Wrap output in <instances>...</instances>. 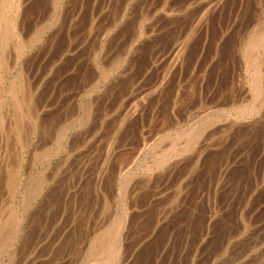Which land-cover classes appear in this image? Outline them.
I'll return each mask as SVG.
<instances>
[{"label": "rangeland", "instance_id": "obj_1", "mask_svg": "<svg viewBox=\"0 0 264 264\" xmlns=\"http://www.w3.org/2000/svg\"><path fill=\"white\" fill-rule=\"evenodd\" d=\"M16 3L0 264H264V0Z\"/></svg>", "mask_w": 264, "mask_h": 264}, {"label": "bare ground", "instance_id": "obj_2", "mask_svg": "<svg viewBox=\"0 0 264 264\" xmlns=\"http://www.w3.org/2000/svg\"><path fill=\"white\" fill-rule=\"evenodd\" d=\"M15 1H16V0H15ZM19 4H20V3H19V0H17V3H16V5H15V7H14V8H16V13H15V17L13 16L14 18L11 19V27H12L13 32L20 36V34H18V15H19L20 12H21V11H20V6H19ZM12 6H14V5H12ZM206 14H208V13H206ZM7 16H8V15H7ZM206 16H207V15H206ZM206 16H205V17H206ZM23 18H24V17H23ZM19 19H21V18L19 17ZM1 21H2V20H1ZM21 21H22V20H20L19 22L21 23ZM3 22H5V19L3 20ZM201 23H202V22H201ZM197 24H198V23H197ZM20 25H22V24H20ZM7 26H8V25H7ZM0 27H1V26H0ZM23 27H24V25H23ZM3 28H4V27H3ZM9 29H10V27H9ZM0 30H2V29H0ZM7 30H8V29H7ZM20 30H21V28H20ZM23 30H24V29H23ZM2 31H3V30H2ZM2 31H1V32H2ZM1 32H0V34H1ZM22 32H23V31H21L20 33L22 34ZM195 32H196V31H195ZM8 35H9V34H8ZM24 35H25V34H24ZM185 35H186V34H185ZM12 36H13V35H12ZM22 36H23V35H22ZM10 37H11V36H10ZM23 37H24V36H23ZM186 37H187V36H186ZM13 38H14V36H13ZM16 38H17V37H16ZM4 39H5V38H4ZM14 39H15V38H14ZM0 40H1V39H0ZM26 40H27V39H26ZM184 40H185V39H184ZM188 40H189V39H188ZM6 41H7V40H6ZM14 41H15V40H14ZM14 41L11 42V43H12V46L14 45V44H13ZM9 42H10V40H9ZM21 43H22V42H21ZM21 43H20V44H21ZM260 43H261V42H260ZM15 44H16V43H15ZM9 45H10V44L8 43V46H9ZM16 45H17V44H16ZM6 46H7V45H6ZM14 46H15V45H14ZM23 46H24V45H23ZM181 46H183V45H179V43H178L177 45L174 46V50H173V52H172V56H174V55L176 54V52H177L178 50H180V47H181ZM184 46H186V45H184ZM261 46H262V45H260L259 47H261ZM3 47H4V46H3ZM3 47H2V48H3ZM9 47H11V46H9ZM13 48H15V47H13ZM19 48H20V47H19ZM21 48H22V46H21ZM24 48H25V47H24ZM24 48H23V49H24ZM183 49H185V48H183ZM0 52H1V51H0ZM180 52H181V50H180ZM180 54H181V53H180ZM177 56H178V55H177ZM3 58H4V56H3ZM3 58H2V59H3ZM17 58H18V57H17ZM174 58H175V57H174ZM177 58H178V57H177ZM179 58H181V57H179ZM5 59L7 60V58H5ZM0 60H1V59H0ZM6 60H5V61H6ZM171 60H172V58H171ZM173 60H174V59H173ZM262 60H263V59H262ZM3 61H4V60H3ZM176 61H177V59H176ZM179 61H181V60H179ZM169 62H170V61H169ZM261 62H262V61H261ZM5 63H6V62H5ZM176 63H177V62H176ZM0 64H1V62H0ZM2 64L4 65V63H2ZM173 64H174V63H173ZM173 64H172V65H173ZM3 65H2V67L4 68L5 66H3ZM5 65H6V64H5ZM263 65H264V64H263ZM263 65H261V66H263ZM22 66H23V65H22ZM174 66H175V65H174ZM6 67H7V66H6ZM72 67H73V66H72ZM170 67H171V65H170ZM5 69H6V68H5ZM22 69H23V68H22ZM24 69H25V68H24ZM171 70H172V69H171ZM2 71H3V72H4V71L6 72V70H3V69H2ZM25 71H26V70H25ZM25 71H24V72H25ZM263 71H264V69H263ZM5 72H4V73H5ZM20 72H21V74H22L23 71L20 70ZM17 74H18V73H17ZM25 74H26V72H25ZM25 74H24V75H25ZM263 74H264V73H263ZM168 75H171V74L169 73ZM257 75H258V74H257ZM261 75H262V74H261ZM21 77H23V76H21ZM26 77H27V76H26ZM26 77H25V78H26ZM164 77H165V76H164ZM164 77H163V78H164ZM169 77H170V76H169ZM258 77H259V76H258ZM3 78H5V77H3ZM19 78H20V77H19ZM167 79H168V78H167ZM258 79H259V78H258ZM6 80H7V79H6ZM20 80H21V79H20ZM161 80H162V78H161ZM260 80H261V78H260ZM22 81H23V80H21V83H22ZM28 81H29V78H28ZM164 81H165V79H164ZM2 82H3V81H2ZM12 82H13V81H12ZM26 82H27V78H26ZM165 82H166V81H165ZM165 82H164V84H165ZM162 83H163V82H162ZM162 83H161V84H162ZM166 83H167V82H166ZM259 83H260V82H259ZM0 84H1V80H0ZM30 84H31V83H30ZM17 85H18V84H17ZM14 86H16V85H14ZM21 86H22V85H21ZM157 86H158V85H157ZM17 87H18V89H19V86H17ZM17 87H16V88H17ZM30 87H31V86H30ZM1 88H2V87H1ZM11 88H12V87H11ZM21 88H22V87H21ZM24 88H25V87H24ZM261 88H262V87H261ZM25 89H26V88H25ZM27 89H28V88H27ZM19 90H20V89H19ZM260 90H261V89H260ZM263 90H264V89H263ZM0 91H2V90H0ZM2 92H3V91H2ZM11 92H12V91H11ZM14 92H15V90H14ZM18 92H19V91H18ZM26 92H27V91H26ZM16 93H17V90H16ZM24 93H25V91H24ZM87 93H88V92H87ZM18 94H19V93H18ZM22 94H23V92H22ZM29 94H30V92H29ZM156 94H157V93H156ZM13 95H15V94H13ZM30 95H31V94H30ZM148 95H149V94H148ZM15 96H17V95H15ZM22 96H23V95H22ZM27 96H28V95L25 94V97H26L25 100H27V98H28ZM25 97H24V98H25ZM29 97H30V96H29ZM31 97H32V96H31ZM68 97H69V96H68ZM11 98H12V97H11ZM11 98H10V99H11ZM15 98H16V97H15ZM31 99H32V98H31ZM147 99H148V98H147ZM19 100H21V99H19ZM19 100H18V99H17V100L15 99V103H16V105H17L19 108H21V106L24 107V104H25V105H28L27 102H26V103L23 102V101H24L23 99H22V101H19ZM28 100H29V99H28ZM142 100H143V99H142ZM30 101H31V100H30ZM0 102H1V101H0ZM140 102H141V101H140ZM31 103H32V102H31ZM137 103H138V102H137ZM13 104H14V103H13ZM39 104H40V103H39ZM47 104H48V103H47ZM3 105H4V104H3ZM14 105H15V104H14ZM16 105H15V106H16ZM17 106H16V107H17ZM140 106H141V105H140ZM130 107H132V108L134 109L135 106L133 107V105H132V106H130ZM138 107H139V106H138ZM19 108H18V109H19ZM27 108H28V107H27ZM5 109H6V108H5ZM16 109H17V108H16ZM33 109H34V108H33ZM133 109L130 108V110H133ZM136 109H137V108H136ZM136 109H135V110H136ZM138 109H139V108H138ZM24 110H25V109H24ZM27 110H28V109H27ZM31 110H32V109H31ZM127 110H128V109H127ZM135 110H133V111H135ZM34 111H35V110H34ZM133 111H131V112L134 113ZM19 112H20V110H19ZM28 112H29V111H28ZM21 113H22V112H21ZM21 113H19V114H21ZM34 113H36V111H35ZM127 113H129V111H128ZM24 114H26V111H25V113H23L22 115H24ZM29 114H31V113H29ZM27 115H28V114H26V117H27ZM34 115H35V114H34ZM36 115H37V113H36ZM131 115H132V114H131ZM24 116H25V115H24ZM24 116H22L21 118H23ZM128 116H129V115H128ZM128 116H127V117H128ZM154 116H155V115H154ZM19 117H20V116H19ZM29 117H30V116H29ZM24 118H25V117H24ZM24 118L22 119L23 121H24ZM125 119H126V118H125ZM9 120H10V119H9ZM27 120H28V119H27ZM11 121H12V120H11ZM121 121H122V120H121ZM124 121H125V120H124ZM1 123H2V121H1ZM124 123H125V122H124ZM119 125H120V124H119ZM122 125H123V124H122ZM23 128H24V127H23ZM15 129H16V128H15ZM15 129H14V130H15ZM20 130H21V129H20ZM116 131H117V130H116ZM0 132H1V131H0ZM1 133H2V132H1ZM198 135H199V134H198ZM15 137H16V136H15ZM25 137H26V136H25ZM114 142H115V141H114ZM107 153H108V152H107ZM19 154H20V152H19ZM105 156H106V155H105ZM168 159H169V158H168ZM14 162H15V161H14ZM22 162H23V161H22ZM20 163H21V162H20ZM175 163H176V162H175ZM7 164H8V163H7ZM7 164H6V165H7ZM12 168H13V167H12ZM6 169H7L6 171H9L8 167H7ZM15 169H16V168H15ZM12 171H13V169H12ZM104 172H105V171H104ZM6 173H8V172H6ZM10 173H11V172H10ZM17 173H18V172H17ZM11 174H12V173H11ZM16 175H17V174H16ZM16 177H17V176H16ZM5 179H8V178L6 177ZM16 181H17V180H16ZM10 182H11V181H10ZM12 185H14V184H12ZM16 186H17V185H16ZM24 188H25V187H24ZM18 192H19V191H18ZM26 192H27V191H26ZM28 192H29V191H28ZM36 192H37V191H36ZM30 193H31V192H30ZM33 193H34V192H33ZM27 194H28V193H27ZM31 195H32V194H31ZM31 195H30V196H31ZM33 195H34V194H33ZM27 197H28V196H27ZM25 198H26V197H25ZM33 198H35V196H34ZM21 206H22V205H21ZM25 206H26V205H25ZM11 211H12V210H11ZM24 211H25V210H24ZM9 214L12 215L13 213H9ZM14 217H15V216H14ZM5 219H6V217H5ZM8 219H9V218H8ZM3 221H4V220H3ZM15 222H16V221H15ZM30 222H31V221H30ZM18 225H19V224H18ZM4 226H5V225H4ZM6 226H7V225H6ZM14 227H15V226H14ZM23 227H24V226H23ZM7 228H8V227H7ZM18 228H19V227H18ZM11 229H12V228H11ZM119 229H121V228H119ZM22 230H23V228H22ZM118 231H119V230H118ZM112 234H113V233H112ZM113 235H114V234H113ZM1 236H2V235H1ZM1 236H0V237H1ZM110 236H112V235L110 234ZM15 238H16V237H15ZM104 239H105V238H104ZM115 239H116V238H115ZM21 240H22V239H21ZM108 240H109V239H108ZM114 241H115V240H114ZM114 241H112V242L114 243ZM0 242H2V241H0ZM108 242H110V241H108ZM112 242H111V243H112ZM122 242H123V240H122ZM115 243H117V241H116ZM122 244H125V243H122ZM122 244H121V246H122ZM109 245H110V243H109ZM125 245H126V244H125ZM125 245H124V246H125ZM21 246H22V245H21ZM83 246H84V245H83ZM111 246H112V245H111ZM111 246H110V247H111ZM116 246H117V245H116ZM125 248H126V247H125ZM111 249H112V248H111ZM115 249H116V248H115ZM115 249H112V250L116 251ZM121 249H122V247H121ZM109 250H110V249H109V247H108V251H109ZM118 250H119V249H118ZM122 251H123V250H122ZM110 252H111V250H110ZM108 253H109V252H108ZM114 253H115V252H114ZM118 253H119V252H118ZM14 254H15V253H14ZM120 254H121V253H120ZM108 255H109V254H108ZM177 255H178V254H177ZM112 256H113V255H112ZM112 256H111V258H112ZM114 256H115V255H114ZM118 257H119V256H118ZM118 257H117V258H118ZM12 258H14V257H12ZM108 258H110V257H108ZM10 260H11V259H10ZM117 260H118V259H117ZM11 261H12V260H11ZM16 261H17V260H16ZM103 261H104V260H103ZM111 261H112V259L110 260V262H111ZM263 262H264V261H263ZM107 263H109V262H107Z\"/></svg>", "mask_w": 264, "mask_h": 264}]
</instances>
